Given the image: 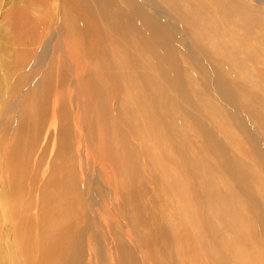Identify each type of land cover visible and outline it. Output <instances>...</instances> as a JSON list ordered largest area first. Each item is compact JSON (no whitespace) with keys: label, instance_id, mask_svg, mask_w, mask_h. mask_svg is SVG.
Wrapping results in <instances>:
<instances>
[{"label":"bare ground","instance_id":"6f19581e","mask_svg":"<svg viewBox=\"0 0 264 264\" xmlns=\"http://www.w3.org/2000/svg\"><path fill=\"white\" fill-rule=\"evenodd\" d=\"M178 1L189 2L67 0L60 26L43 47L55 43L51 50L60 55L50 63L61 59L71 78L61 71L54 87L49 77L32 100L22 97L19 130L3 160L0 264H102L104 256L109 264H139L136 254L142 264H264V232L254 224L264 222V147L242 126L243 118L229 119L253 148L245 164L249 154L234 136L216 140L215 130L225 132L221 124L208 120L210 130L214 126L210 131L206 125L208 131L188 108L192 95L202 105L200 94L215 88L223 105L245 110L262 128L264 102L248 93L237 98L245 91L231 87H247L237 80L243 73L235 77L226 53L213 57L224 47L216 40L206 44L211 35L202 32L203 19ZM231 1L214 4L224 15L242 18V3ZM242 21L243 30L253 23ZM217 31L212 28L215 38ZM79 54L90 62L83 73ZM14 55L18 67L26 55ZM208 81L213 83L202 88ZM24 83L6 84L7 93L18 96ZM3 92L0 87V115L16 106L4 105ZM219 115L215 108L205 112L215 121ZM190 130L201 137L193 158ZM42 139L38 168L48 147L55 162L46 179L45 172L28 175L24 191L28 162ZM222 175L229 182L219 190L215 182ZM145 183L160 210L142 208Z\"/></svg>","mask_w":264,"mask_h":264},{"label":"rangeland","instance_id":"374dc122","mask_svg":"<svg viewBox=\"0 0 264 264\" xmlns=\"http://www.w3.org/2000/svg\"><path fill=\"white\" fill-rule=\"evenodd\" d=\"M188 1L189 2L178 1V3L184 9L193 7L196 11L194 13V16L197 15V20L202 21L203 19L205 29H203L202 32H206L207 34L211 35L207 39L208 41L206 42V44H209L216 40V42L219 41L220 45L224 47V50L217 47L218 51L222 52V54H216L214 56V52H211L213 57L224 59L223 52L226 53L225 55H227V59L231 60L228 65L234 68L233 74L235 75V77H237L238 74L240 75L241 73H243L240 75L243 79H236L238 80V83L242 85L243 83H245L247 87L241 86L235 89H233V86L231 87L232 90L236 92L245 91V93H240L237 98L240 99L242 95L248 93L249 97L253 98L254 96L260 98L264 102V0H240L239 3H242L243 5L242 10L240 11V16H242V18H238L236 17V15H224L214 4V0ZM231 2L236 5L238 1L236 2V0H232ZM66 9L67 0H0V87H3L4 89V95L2 97L5 100L4 105L9 106V104H16L15 107L9 110H5V112L0 115V185H2L4 191L7 188V179L6 168L4 167L5 161L3 160L5 159V155L11 148L10 146H12L13 142L15 141L17 132L19 130L17 128L24 113V104L22 102V97L25 96V94L28 95L29 102L43 89V84L46 83V80L49 77L50 85L51 87H54L56 81L59 82L61 78V71H64L69 75L67 70H65L66 68L61 59L59 61L53 60V62L50 63L51 57L60 55V53L58 51H55L53 48V50H51V46H53L55 43H50V49L48 47L46 51L43 47L45 43L50 42L51 37L60 26L62 22L59 21L61 20L60 17H62V15L67 12ZM145 10L151 13L149 7L145 6ZM241 19H246L247 21L253 20L251 27L247 30H243L241 26L243 21ZM212 28H216V30H218V39L215 38L216 33L212 32ZM208 50L213 51L214 49L208 47ZM41 51H45V53L42 55ZM189 51L192 52L193 50ZM16 52H22L26 55L25 61L22 62V64L18 67L16 65L14 55V53ZM75 57L78 61L81 60L79 64L82 65L81 67L83 68V73L85 69L88 68L90 62L85 60L84 56L81 54H79L78 57ZM237 58H239L240 61ZM180 59L181 55H178V60ZM60 62L62 64H60ZM184 68L187 67L184 66ZM232 68L230 67V70ZM219 75H221V72L219 73ZM244 76L248 77L247 80ZM22 78L25 80V83L23 84L22 88L15 93L16 95H19L10 96L9 92L7 93L6 84H10V86H12L13 83L15 84L19 82ZM4 80L6 81L3 83ZM203 83L204 84L201 83L202 88L206 86L207 83H213V81ZM194 88L196 93L198 94L200 88L195 85ZM205 90V92H202L200 94L202 95L200 97L203 98L202 105L199 103V100L196 99L197 95L194 94V96L192 95L191 97V106L193 107V109L190 108L189 105L188 108L190 109V111L195 113L197 117L201 119V121H204L206 129V125H208V129L210 130L211 124H208V120L214 122L215 124H221L225 132H222L221 130H215L214 137L216 140L223 142V140L227 136H234L238 140L237 142L240 143L239 147L241 151L245 152V154L247 152L246 155L249 154L248 157L250 155L251 157L253 156L251 153V151H253V148L250 145L251 143L248 140L247 134L232 125L229 121V119L235 118V116H237L238 118L241 117L244 119L242 126L246 129H251L252 133L254 132L253 134L258 139V143L262 147H264V124L262 125V128L259 125L257 126L256 120H254L253 117L248 116L247 112L239 107H233V111L229 110L225 105H223L225 102H222L223 100L216 98L213 94L215 88L212 90ZM6 97L7 99H5ZM193 98L195 100H193ZM51 104L52 102L49 104L50 114L52 112ZM203 107H205V109ZM206 108L208 110L211 108H215L217 111H220L218 121L213 120L209 116L208 119L205 118V112L207 111ZM48 118H50V116ZM177 118L180 121L182 120V116L180 114H177ZM49 120L50 119H48V124L50 122ZM211 127L213 128H211L210 131L214 130V126ZM52 133L53 131L51 129V137ZM189 134V157L193 158L195 150L199 149L201 146V137L193 130H190ZM42 140L36 148L35 154L28 162L27 178L24 180L23 190L28 189V175L36 172V174H38V178H40L45 172L44 179H46L48 177L47 175L49 173V167L55 162V150H52L51 147H48L44 164L38 168L37 159L40 155L41 150H43V144L45 141L43 140L42 142ZM226 146H228L230 150L232 149V154L235 153L236 155L238 152L240 153V151H238L236 148L227 144ZM207 158L210 162H213V159L210 156H208ZM250 159L252 160V158L250 157L244 160L245 164H249L251 162ZM143 175H146V173L144 172ZM143 175L141 176L142 178ZM173 176H175L176 178H181V174L178 171H174ZM227 182H229L228 177L222 175L220 177V180L218 179L217 182H215V186L219 190H224L222 186ZM140 192L142 208H144L146 211L150 209L155 210V208L160 210V205L153 204L149 200L150 196L152 195L151 192H154L153 187L150 184L145 183L143 192ZM24 196L23 202L27 198V196ZM1 197L2 194L0 192V198ZM262 200L263 197L259 201L261 204H263ZM254 224L257 229L261 228V231L264 232V222H254ZM121 241L126 243L125 238H121ZM135 256L137 258V263H144L139 254H136ZM102 264H109L105 256Z\"/></svg>","mask_w":264,"mask_h":264}]
</instances>
